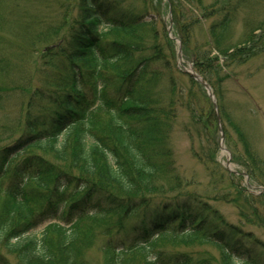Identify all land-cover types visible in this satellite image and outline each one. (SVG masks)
I'll return each mask as SVG.
<instances>
[{
  "label": "trees",
  "instance_id": "obj_1",
  "mask_svg": "<svg viewBox=\"0 0 264 264\" xmlns=\"http://www.w3.org/2000/svg\"><path fill=\"white\" fill-rule=\"evenodd\" d=\"M125 1H70L81 20L69 24L66 16L41 37L40 62L34 69L40 82L31 79L20 88L30 89L22 92L26 110L20 133L0 153V198L5 201L0 264H88L79 254L84 239L75 227L60 223L74 225L92 213L115 219L106 232L134 231L133 247L106 240L118 253L132 248L149 251L157 239L171 234L210 241L222 257L220 262L203 254L164 258L157 252L147 264H264V240L230 224L212 204L232 203L241 220L264 229V193H251L237 182V175L222 170L215 158L220 134L212 102L198 82L176 68L174 52L164 53L156 26ZM184 1L203 4L169 0L178 19ZM231 22L225 15L209 26L218 55L202 48V55L196 54L192 62L215 92L225 139L229 142L232 127L255 179L264 161L251 152L219 95L230 79L222 76L224 68L248 61L255 53L253 43L262 38L251 35L243 43L224 42ZM187 23L192 28L198 20ZM105 30L133 32L135 40L118 42ZM3 61L5 56L0 57V67ZM180 76L190 83L188 92ZM180 110L190 116L185 132L194 157L218 166L217 173L211 171L214 189L223 186L225 177L233 192L203 195L193 189L195 181L178 174L172 134ZM107 119L111 124H104ZM10 176L12 182L2 189ZM47 220L57 224L40 235L32 233ZM122 233L133 232H117Z\"/></svg>",
  "mask_w": 264,
  "mask_h": 264
},
{
  "label": "rangeland",
  "instance_id": "obj_2",
  "mask_svg": "<svg viewBox=\"0 0 264 264\" xmlns=\"http://www.w3.org/2000/svg\"><path fill=\"white\" fill-rule=\"evenodd\" d=\"M70 1L74 3L75 0H0V57L6 58L0 67V153L6 143L20 133L18 130L23 122L22 110H26L22 108L25 100L23 93L27 94V90H30L24 87L21 91L20 88L31 79L33 82H40L39 75L35 74L34 69L40 62L39 51L43 47L41 41L43 33H50V29L57 26L58 21L62 24L66 16H69L67 17L69 24H74V20H81L78 18L79 12L73 9ZM202 2V5L196 3L195 6L182 2L179 19L174 16L173 11L170 12L169 0H126L124 4L128 7L134 6L137 11L143 13L146 22L156 26L160 37L158 44L163 46L165 54L170 55L171 51L174 52L173 58L176 56L175 63L179 68L189 69L193 65V57L196 54L201 56L203 49L206 53L213 49L212 56L218 55L208 30L213 22L221 21L225 15L232 17V22L225 37L221 36L224 42L235 45L243 43L248 36H261L260 41L256 39L253 43L255 48L253 57L243 64L224 68L222 76L228 75L230 79L221 85L219 96L232 119L243 130L251 152L264 161V0H202ZM214 6H216L214 12L208 15L211 13L210 8ZM193 19L198 20V23L190 28L187 22ZM64 32L62 31L61 35ZM105 32L108 38L118 42L131 43L135 40L133 32L123 30ZM180 81L184 87L186 86L187 92L191 90V85L186 79L180 76ZM178 114L172 134L178 174L184 179L195 181L193 189L203 195L213 196L222 190L233 192L225 177L223 186L214 189L211 171L214 168L217 173L218 166L211 162L204 164L194 157L192 140L185 132V125L190 120L189 113L180 110ZM103 122L105 125L111 124L108 119ZM229 133V142L225 139L222 144L224 150L218 145L216 161L229 175L226 163L231 155L232 170L248 174L250 177V180H247L244 175H237V182L258 194L263 187L264 165L261 164L262 171H257L255 179L251 177V167L247 162L245 148L232 127L229 128ZM197 146L195 143V147ZM11 182L12 176L2 183L1 188H6ZM4 204L5 201L0 198V224L3 223V219L5 220L2 213ZM212 204L230 224L238 226L244 232L250 231L264 240V229L248 225L241 220L238 210L232 203L212 201ZM50 222L47 220L40 223L32 233L42 234ZM114 222L115 219L111 221V216L92 213L74 225L63 222L61 226L69 229L75 227L82 241L84 239L83 249L79 254H82L88 264H147L148 261L155 259L157 252L164 258L171 254L184 253L210 255L218 262L222 258L219 247L212 242L189 236L179 238L171 234L157 239L149 251L132 248L118 253L106 245V240L109 238L108 240H112L118 246L124 244L125 248L133 247L135 234L131 229L106 232L105 228ZM13 223L5 224V227L9 228ZM52 223L56 224L54 220ZM133 225L131 223V226ZM117 232L133 233L118 235Z\"/></svg>",
  "mask_w": 264,
  "mask_h": 264
},
{
  "label": "water",
  "instance_id": "obj_3",
  "mask_svg": "<svg viewBox=\"0 0 264 264\" xmlns=\"http://www.w3.org/2000/svg\"><path fill=\"white\" fill-rule=\"evenodd\" d=\"M190 73V75L193 77V78H195L197 81H199L205 88H206V90L208 91V93H209V97H210V99L213 101V103H214V107L217 109V104H216V100H215V97H214V95H213V93H212V91H211V88H210V86L200 77V76H198L196 73H194L193 72V70H192V72H189ZM218 122H219V128H220V132L222 133V128H221V122H220V116H219V114H218ZM224 139V136H223V134H222V140ZM227 167H228V169H229V171H231V169H230V161H228V163H227Z\"/></svg>",
  "mask_w": 264,
  "mask_h": 264
}]
</instances>
